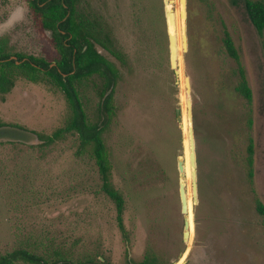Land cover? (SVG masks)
<instances>
[{"label": "rangeland", "instance_id": "374dc122", "mask_svg": "<svg viewBox=\"0 0 264 264\" xmlns=\"http://www.w3.org/2000/svg\"><path fill=\"white\" fill-rule=\"evenodd\" d=\"M169 7L177 75L164 0H79V10L95 19L124 59L100 48L121 70L116 114L103 138L113 186L124 199V231L90 148H80L75 133L52 144L36 134L65 125L62 91L19 78L10 92H0V256L26 249L50 258L60 250L90 264H264V32H257L244 0H188L185 43L181 0ZM227 34L238 59L227 50ZM50 37L34 27L27 0H0V40L7 38L10 52L52 58ZM241 69L251 101L237 90ZM96 83L93 76L78 85L93 123L99 121Z\"/></svg>", "mask_w": 264, "mask_h": 264}, {"label": "trees", "instance_id": "16d2710c", "mask_svg": "<svg viewBox=\"0 0 264 264\" xmlns=\"http://www.w3.org/2000/svg\"><path fill=\"white\" fill-rule=\"evenodd\" d=\"M33 25L39 32L49 33L55 49L52 58L39 57L21 52H10L8 40H0V92L7 93L14 88L17 79L48 81L56 85L64 94L69 106V116L63 127L51 134L36 133L42 144H52L67 133H75L80 139V148H90L98 165L105 193L115 202L117 220L122 231L124 199L112 183V165L103 138V132L116 114L114 94L121 70L100 48L106 49L114 58L124 61L121 53L113 46L107 34H103L95 19L87 18L79 10V0H27ZM246 10L257 32H264V2L244 0ZM228 52L238 59L231 37L224 40ZM241 80L237 90L248 100L252 91L245 73L241 69ZM96 76L97 93L100 97L99 121L90 122L78 88L82 79ZM24 129L21 126H17ZM35 133V132H34ZM254 144L248 145V163L253 165ZM252 176V169H250ZM261 210L263 207L261 205ZM50 258L32 253L26 249H16L0 256V264H90L65 257L60 250H54ZM142 264H154L142 262Z\"/></svg>", "mask_w": 264, "mask_h": 264}, {"label": "water", "instance_id": "95a60500", "mask_svg": "<svg viewBox=\"0 0 264 264\" xmlns=\"http://www.w3.org/2000/svg\"><path fill=\"white\" fill-rule=\"evenodd\" d=\"M173 0H164L165 3V16H166V22H167V27H168V36H169V44H170V59H171V66L174 68L175 73L177 75V67H178V59H177V50L176 46L174 43V35L170 32L171 28H174V11L171 9L170 2ZM181 5H182V19H183V30H184V41L185 43H188V37H187V32H186V20H187V13H188V0H181ZM186 85L188 88V104H189V110L191 117H193V112H192V106H193V101H192V96H191V82H190V77L186 76ZM176 118L179 122L180 127H182V110L181 108L176 109ZM190 156H191V161L192 165L194 167V172L196 175L197 179V141H196V136H195V131L194 127L191 128V138H190ZM182 159L183 156L178 157V165L179 169L181 171V166H182ZM181 174V172H180ZM181 176V175H180ZM181 178H180V197H181V202H182V211L184 214V231H183V239L184 241H187L190 237V226L187 224L186 220V214L184 212L185 210V203H184V192L185 189L182 186ZM197 186V182H196ZM196 203H198V194L196 198ZM186 261H184L183 264H185Z\"/></svg>", "mask_w": 264, "mask_h": 264}, {"label": "bare ground", "instance_id": "6f19581e", "mask_svg": "<svg viewBox=\"0 0 264 264\" xmlns=\"http://www.w3.org/2000/svg\"><path fill=\"white\" fill-rule=\"evenodd\" d=\"M186 220H187V224L190 226V217L188 214H186Z\"/></svg>", "mask_w": 264, "mask_h": 264}]
</instances>
